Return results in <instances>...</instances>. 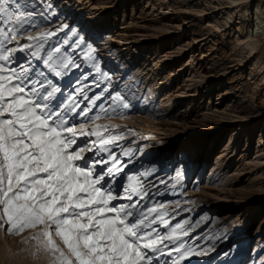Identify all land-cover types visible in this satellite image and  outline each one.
Instances as JSON below:
<instances>
[{
  "label": "rangeland",
  "instance_id": "rangeland-1",
  "mask_svg": "<svg viewBox=\"0 0 264 264\" xmlns=\"http://www.w3.org/2000/svg\"><path fill=\"white\" fill-rule=\"evenodd\" d=\"M22 2L31 23L18 43L5 42L18 50L0 63L61 89L46 103L75 128L73 149L84 147L90 162L108 161L95 165L94 176L107 180L109 167L121 168L102 187L118 197L110 207L132 203L130 185L146 193L133 195L134 212L156 219L145 231L175 238L150 253L152 264H264V27L246 46L240 28L247 25L236 13L251 3V14L264 15V0ZM46 33L54 35L27 39ZM25 43L32 47L19 51ZM49 55L61 76L43 63ZM38 231L0 228V264H53L37 251Z\"/></svg>",
  "mask_w": 264,
  "mask_h": 264
},
{
  "label": "snow or ice",
  "instance_id": "snow-or-ice-1",
  "mask_svg": "<svg viewBox=\"0 0 264 264\" xmlns=\"http://www.w3.org/2000/svg\"><path fill=\"white\" fill-rule=\"evenodd\" d=\"M31 17L32 11L22 0H0V61L11 63L18 49L7 48L5 42L17 41L18 33L25 23H31ZM51 35L54 33L27 39L32 41ZM31 47L25 43L19 46V51ZM88 51L91 53L92 49ZM31 55L39 57V52L33 51ZM51 60L49 55L43 63L56 76H61L63 72L51 64ZM72 64L68 59L61 67L67 69ZM96 71L101 70L97 67ZM28 73V68L17 72L6 63H0V212L3 213L0 228L15 235L39 228L32 239L37 242L38 252L53 257V264H152L150 253H163L158 245L165 239L175 243V238L171 234L154 236L155 230L145 231L156 219L134 212L139 200H133V195L142 199L146 193L130 185L124 191L128 193L126 199L132 203L109 206V202L118 197L110 190L102 191V187L107 189L121 168L115 163L109 167L107 180L103 172L94 176L95 165L108 161L90 162V158L83 155L84 147L73 149L77 137L75 128L66 126L67 118L46 103L61 89L51 85L49 90L42 81L31 80ZM114 99L123 101L119 95ZM123 106L128 107L126 103ZM91 134L99 135L95 131H81V135ZM111 142L100 141L102 147ZM155 210L149 208L148 212ZM160 222L166 223L162 219ZM167 247L165 244L164 248ZM182 247L183 244L174 250ZM171 252L172 249L167 254L170 256Z\"/></svg>",
  "mask_w": 264,
  "mask_h": 264
},
{
  "label": "bare ground",
  "instance_id": "bare-ground-1",
  "mask_svg": "<svg viewBox=\"0 0 264 264\" xmlns=\"http://www.w3.org/2000/svg\"><path fill=\"white\" fill-rule=\"evenodd\" d=\"M232 2L235 4L237 0H232ZM237 4V3H236ZM251 3H248L244 7L237 6V15L239 16V20L241 21L242 25H247L246 28L243 26L240 28L242 32V40L243 43L246 46H254V31L260 29L261 27H264V15L263 14H251ZM258 10V7L256 8V11ZM248 19V21H247ZM249 19H252L251 22H249ZM250 24V25H249ZM264 77V75H263ZM216 139H213V142H215ZM240 259V258H238Z\"/></svg>",
  "mask_w": 264,
  "mask_h": 264
}]
</instances>
